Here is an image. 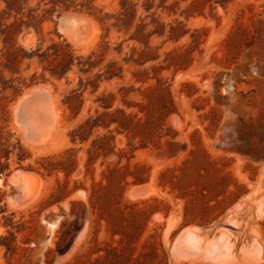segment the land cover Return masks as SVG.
<instances>
[{
  "label": "rangeland",
  "instance_id": "1",
  "mask_svg": "<svg viewBox=\"0 0 264 264\" xmlns=\"http://www.w3.org/2000/svg\"><path fill=\"white\" fill-rule=\"evenodd\" d=\"M259 199L264 0H0V264L264 259Z\"/></svg>",
  "mask_w": 264,
  "mask_h": 264
},
{
  "label": "bare ground",
  "instance_id": "2",
  "mask_svg": "<svg viewBox=\"0 0 264 264\" xmlns=\"http://www.w3.org/2000/svg\"><path fill=\"white\" fill-rule=\"evenodd\" d=\"M72 18V17H71ZM73 19V18H72ZM75 19V18H74ZM67 20H70V16H68ZM72 21V20H71ZM77 21V20H76ZM79 22H81L80 20H78ZM75 23V20L74 22ZM72 23V24H73ZM78 23V22H77ZM74 28V27H73ZM74 31V30H73ZM69 32V31H68ZM71 37V36H70ZM26 95V94H25ZM41 95V94H40ZM37 101V100H36ZM45 101V99H44ZM46 102V101H45ZM48 103V102H47ZM53 106V105H52ZM51 106V108H52ZM36 107V106H35ZM54 108V107H53ZM39 109H46L44 108L43 105L39 104L38 105V110ZM55 110V109H54ZM54 110H51L49 112V114L45 117V121H49L50 117L52 115H55ZM47 113L48 110L46 109ZM27 112V111H26ZM34 112V111H33ZM32 112V115H33ZM23 114V113H21ZM25 116V114H24ZM56 116V115H55ZM36 117V116H35ZM27 119V118H26ZM29 119V118H28ZM27 119V120H28ZM37 120V119H36ZM42 120V119H40ZM44 120V119H43ZM39 121V120H38ZM37 121V122H38ZM27 123V121H26ZM28 125V124H27ZM40 126H37L36 129L41 128L42 126L45 125V122L43 121L41 124H39ZM47 125V124H46ZM31 129V128H30ZM34 130V129H33ZM46 131V129H45ZM38 132V131H37ZM50 132V131H49ZM40 134V133H38ZM20 173V172H19ZM23 173V172H21ZM24 174V173H23ZM16 175V174H15ZM18 177V176H17ZM23 177V176H22ZM25 187V186H24ZM37 193V192H36ZM15 205V204H14ZM240 210L242 212H248L249 213L252 211H256L258 215H263L264 214V203H262L261 199H259L253 210H250V207H246L244 205L235 207V210ZM54 224V223H52ZM54 226V225H53ZM194 228H187L184 231L183 237L186 238V247L185 249H192L193 252L195 253V257L197 258H201L203 260H210V261H217L216 259H220V261H217V263L219 262L220 264H264V259L262 258V246L261 244L257 241V239L255 241H253V244L251 243V245L247 246L244 248V250L241 252L242 256L241 258L235 257V253L232 249L231 246V242L229 243L228 241V237L223 235L221 233L220 236L215 237L214 239L207 241V242H203L201 238V236L199 235V231H198V235L196 234V232L194 233ZM199 230V229H198ZM230 230V229H228ZM217 235V234H216ZM215 235V236H216ZM228 235V234H227ZM230 238V236H229ZM233 243V242H232ZM234 244V243H233ZM246 244V243H245ZM175 246V245H174ZM244 246V245H243ZM176 248V247H174ZM182 249V248H181ZM179 249H173L172 256L174 259L180 258V251H178ZM191 252V251H190ZM187 252V253H190ZM192 252V253H193ZM184 253V252H183ZM185 253V254H187ZM184 254V255H185ZM191 254V253H190ZM238 254V253H237ZM183 255V256H184ZM179 260V259H178Z\"/></svg>",
  "mask_w": 264,
  "mask_h": 264
}]
</instances>
